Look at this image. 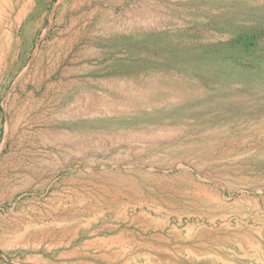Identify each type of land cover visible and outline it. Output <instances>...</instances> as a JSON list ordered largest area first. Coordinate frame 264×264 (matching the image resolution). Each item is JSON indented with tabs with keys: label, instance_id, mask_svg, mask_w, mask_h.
Listing matches in <instances>:
<instances>
[{
	"label": "rangeland",
	"instance_id": "rangeland-1",
	"mask_svg": "<svg viewBox=\"0 0 264 264\" xmlns=\"http://www.w3.org/2000/svg\"><path fill=\"white\" fill-rule=\"evenodd\" d=\"M0 264H264V0H0Z\"/></svg>",
	"mask_w": 264,
	"mask_h": 264
}]
</instances>
